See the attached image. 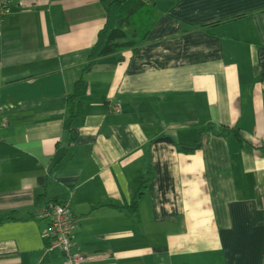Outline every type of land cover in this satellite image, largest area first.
<instances>
[{
  "label": "crops",
  "instance_id": "crops-1",
  "mask_svg": "<svg viewBox=\"0 0 264 264\" xmlns=\"http://www.w3.org/2000/svg\"><path fill=\"white\" fill-rule=\"evenodd\" d=\"M152 1L148 44L88 71L101 0L0 18V264H61L57 205L91 264H264V0Z\"/></svg>",
  "mask_w": 264,
  "mask_h": 264
},
{
  "label": "trees",
  "instance_id": "trees-1",
  "mask_svg": "<svg viewBox=\"0 0 264 264\" xmlns=\"http://www.w3.org/2000/svg\"><path fill=\"white\" fill-rule=\"evenodd\" d=\"M106 11L107 24L98 34L97 42L93 47L84 71L92 69L101 59L114 57L118 61L124 60L127 52L136 54L138 50L148 44V38L157 22L158 15L152 6V0H119L108 4L107 0H101ZM88 84L80 80L76 83L72 95L68 97L70 114H83V99L87 94ZM209 135L218 138H226L231 134L228 129H220L213 133L212 128L207 131ZM147 188V181L142 189ZM143 192H139L134 199L129 211L135 213L138 210V202Z\"/></svg>",
  "mask_w": 264,
  "mask_h": 264
},
{
  "label": "built area",
  "instance_id": "built-area-1",
  "mask_svg": "<svg viewBox=\"0 0 264 264\" xmlns=\"http://www.w3.org/2000/svg\"><path fill=\"white\" fill-rule=\"evenodd\" d=\"M11 0H0V18L10 14ZM118 113L119 109L116 108ZM73 217L69 205H57L53 208L52 223L49 228V249H58L61 264H91L88 257L79 253L73 238Z\"/></svg>",
  "mask_w": 264,
  "mask_h": 264
},
{
  "label": "rangeland",
  "instance_id": "rangeland-1",
  "mask_svg": "<svg viewBox=\"0 0 264 264\" xmlns=\"http://www.w3.org/2000/svg\"><path fill=\"white\" fill-rule=\"evenodd\" d=\"M110 1H112V0H110ZM171 2H173V1H172V0H167V1H165V2L160 1V5H161V7H162V6H164L165 4H170Z\"/></svg>",
  "mask_w": 264,
  "mask_h": 264
}]
</instances>
